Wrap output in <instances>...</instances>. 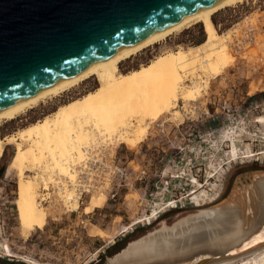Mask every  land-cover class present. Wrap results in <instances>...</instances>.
I'll return each instance as SVG.
<instances>
[{"label": "rangeland", "instance_id": "1", "mask_svg": "<svg viewBox=\"0 0 264 264\" xmlns=\"http://www.w3.org/2000/svg\"><path fill=\"white\" fill-rule=\"evenodd\" d=\"M213 21L234 43L243 38L242 50L235 46V62L192 101L193 112L181 119L160 117L141 138L104 146L92 156L87 164L92 186L76 209L63 206L50 187L44 223L23 232L14 205V171L8 169L14 148L5 146L0 156V264H107L135 240L216 206L235 184L241 188L264 172V121H258L264 117V0L219 10ZM204 38L202 25L195 24L128 65L147 62L165 46L187 47ZM92 83L79 91L96 86ZM63 98L4 125L3 134L43 117ZM79 177L81 190L89 177L82 172ZM255 259L261 262L249 255L233 264Z\"/></svg>", "mask_w": 264, "mask_h": 264}, {"label": "bare ground", "instance_id": "2", "mask_svg": "<svg viewBox=\"0 0 264 264\" xmlns=\"http://www.w3.org/2000/svg\"><path fill=\"white\" fill-rule=\"evenodd\" d=\"M246 1L217 0L0 111V156L5 146H13L8 169L14 171V205L23 232L44 223L43 202L50 187L67 209L78 207L82 193L92 186L88 161L104 146L141 138L160 117L181 119L193 112L192 101L235 62V46L242 50L245 44L237 35L234 43L230 33H219L213 15ZM195 24L203 27L201 42L165 46L147 62L128 65ZM90 82L96 86L79 91ZM60 98L63 102L43 117L3 134L4 125ZM81 172L89 179L79 190ZM249 255L259 256L261 262L241 264H264V172L255 173L241 188L235 184L230 196L216 206L135 240L107 264H194L198 259V264H233Z\"/></svg>", "mask_w": 264, "mask_h": 264}, {"label": "water", "instance_id": "3", "mask_svg": "<svg viewBox=\"0 0 264 264\" xmlns=\"http://www.w3.org/2000/svg\"><path fill=\"white\" fill-rule=\"evenodd\" d=\"M215 1L0 0V111Z\"/></svg>", "mask_w": 264, "mask_h": 264}, {"label": "built area", "instance_id": "4", "mask_svg": "<svg viewBox=\"0 0 264 264\" xmlns=\"http://www.w3.org/2000/svg\"><path fill=\"white\" fill-rule=\"evenodd\" d=\"M173 201H176V200H173ZM172 202V201H171ZM172 203H174V202H172Z\"/></svg>", "mask_w": 264, "mask_h": 264}]
</instances>
